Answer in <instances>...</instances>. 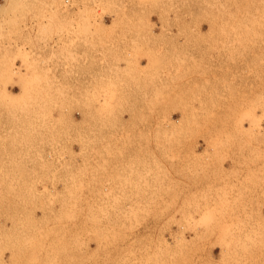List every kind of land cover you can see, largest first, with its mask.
<instances>
[{
	"label": "rangeland",
	"instance_id": "rangeland-1",
	"mask_svg": "<svg viewBox=\"0 0 264 264\" xmlns=\"http://www.w3.org/2000/svg\"><path fill=\"white\" fill-rule=\"evenodd\" d=\"M0 264H264V0H0Z\"/></svg>",
	"mask_w": 264,
	"mask_h": 264
},
{
	"label": "crops",
	"instance_id": "crops-1",
	"mask_svg": "<svg viewBox=\"0 0 264 264\" xmlns=\"http://www.w3.org/2000/svg\"><path fill=\"white\" fill-rule=\"evenodd\" d=\"M73 13H75V12H71V14H73ZM114 18H115L114 15L107 16L106 17L107 24L110 25L111 20H113ZM152 18L155 19V17H153V16H152ZM47 53L50 54L49 51ZM63 66H64V64L62 61H57V60L49 61L47 64V67L52 70L49 75L50 76L56 75L57 77H61ZM88 66H89V68H95V66H97V64H89Z\"/></svg>",
	"mask_w": 264,
	"mask_h": 264
},
{
	"label": "bare ground",
	"instance_id": "bare-ground-1",
	"mask_svg": "<svg viewBox=\"0 0 264 264\" xmlns=\"http://www.w3.org/2000/svg\"><path fill=\"white\" fill-rule=\"evenodd\" d=\"M17 74V73H16ZM19 82V81H18Z\"/></svg>",
	"mask_w": 264,
	"mask_h": 264
}]
</instances>
